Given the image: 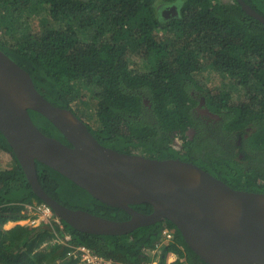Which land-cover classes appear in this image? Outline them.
I'll list each match as a JSON object with an SVG mask.
<instances>
[{
	"label": "trees",
	"instance_id": "1",
	"mask_svg": "<svg viewBox=\"0 0 264 264\" xmlns=\"http://www.w3.org/2000/svg\"><path fill=\"white\" fill-rule=\"evenodd\" d=\"M242 1L264 17V0ZM16 4L27 15L38 14V29L46 32L31 34L20 17L2 16ZM171 7L175 14L165 16ZM0 32L6 38L0 37V50L30 75L45 100L80 118L100 145L190 162L235 190L264 194V24L237 0H0ZM205 69L222 77L218 99L209 98L197 81ZM92 87L99 91L89 92ZM197 92L220 117L215 131L194 111ZM72 98L84 99L93 112L78 115ZM28 112L44 135L71 146L45 117ZM0 150L15 164L0 171V264H79L64 260L68 245L87 247L115 264H146L151 256L145 249L165 226L175 231V241L159 250L158 264H205L169 221L122 236L77 231L58 217L60 224L4 229L8 222L36 219L26 206L42 202L1 133ZM35 167L41 187L65 207L130 219L43 163L36 160ZM132 207L152 212L148 204ZM64 235L68 245L57 240ZM169 254L176 255L171 263Z\"/></svg>",
	"mask_w": 264,
	"mask_h": 264
},
{
	"label": "water",
	"instance_id": "2",
	"mask_svg": "<svg viewBox=\"0 0 264 264\" xmlns=\"http://www.w3.org/2000/svg\"><path fill=\"white\" fill-rule=\"evenodd\" d=\"M237 2L264 24L262 15ZM29 110L45 117L71 146L44 135ZM0 133L36 197L77 231L122 236L169 221L205 264H264V194L235 190L190 162L151 159L100 145L80 118L45 100L30 75L1 50ZM36 160L101 203L127 212L130 219L109 220L60 204L38 182ZM140 204L150 205L152 212L132 207Z\"/></svg>",
	"mask_w": 264,
	"mask_h": 264
},
{
	"label": "rangeland",
	"instance_id": "3",
	"mask_svg": "<svg viewBox=\"0 0 264 264\" xmlns=\"http://www.w3.org/2000/svg\"><path fill=\"white\" fill-rule=\"evenodd\" d=\"M170 9L173 11L174 8L171 7ZM5 14H6L7 17H11V18L12 17H20L21 18V20L19 21L20 25H22V28L26 27V30H28V32H30L31 34H35L36 32H39L40 34H43V33L46 32V29L44 27H40L38 29V21L39 20L36 19L38 14L27 15V13L23 11L22 7L18 6L17 4L15 5V8H10L9 10H6V12H3L2 16L5 15ZM164 15L168 16L169 14L167 12H165ZM28 16H30V17H28ZM29 18H31V20H32L31 23H30L31 20ZM35 27H36V29H35ZM22 28L20 27V29H22ZM20 33H21V30H18L17 34H20ZM0 37H3L1 32H0ZM4 39L6 40V38H4ZM127 63L129 64L130 68H134L133 67V59H128ZM221 80H222V77L218 73L208 72L206 69L203 70L199 74V76L197 78V81H198L199 85H201L203 87V89L208 94L209 98L214 99V100L219 98L221 90L223 89ZM225 82H227V80ZM98 91H99V88L92 87L91 91H89V92L97 93ZM73 92H74L73 88L70 87V89H67V94L68 95L71 96ZM85 92L86 91L84 90L81 93H85ZM91 93L90 94L88 93L89 96L91 95ZM232 94H233L232 97H236V95H234V91H232ZM196 96L197 97H201L200 93H198V92L196 93ZM83 100L84 99H81V98H75V99L72 98V101L70 103L71 108L78 115H82L85 112L86 113L87 112L88 113L93 112L91 107L90 106L88 107V104L84 103ZM214 108L215 107H213L212 105H209L207 107V109L209 111H211V112L214 111ZM9 161H10V164H8ZM11 164L13 165V169H14V166H15L14 160H13L12 156L10 155L9 158H5V159L0 161V170L9 171L8 169H10ZM27 213L30 216L33 215L35 217H38L33 212H29L28 211ZM30 221L29 220H24V221H20V222H18L16 224H19V225H30ZM37 225L38 224L34 225L33 227H35ZM5 227H8V224H6Z\"/></svg>",
	"mask_w": 264,
	"mask_h": 264
},
{
	"label": "built area",
	"instance_id": "4",
	"mask_svg": "<svg viewBox=\"0 0 264 264\" xmlns=\"http://www.w3.org/2000/svg\"><path fill=\"white\" fill-rule=\"evenodd\" d=\"M177 142V138L175 139ZM27 211L35 213L36 219L30 221L31 227L36 224L45 223L52 224L57 223L60 224V221L57 217L54 216L51 209L44 205H33L26 206ZM61 227V225H60ZM60 243L68 245V241L70 237L68 235H64L63 239H57ZM175 241V231L170 227H163L160 233L159 239L152 245V247L145 249V252L151 256V260L146 264H158L159 255L158 252L161 248L172 244ZM69 246V251L66 253L64 260H74L77 259L79 264H115L112 260L105 259L96 255L92 250L84 246ZM57 264H60L61 261H56Z\"/></svg>",
	"mask_w": 264,
	"mask_h": 264
},
{
	"label": "flooded vegetation",
	"instance_id": "5",
	"mask_svg": "<svg viewBox=\"0 0 264 264\" xmlns=\"http://www.w3.org/2000/svg\"><path fill=\"white\" fill-rule=\"evenodd\" d=\"M165 12H167L168 14H171L173 11L171 9L166 10ZM164 12V13H165ZM195 98L199 101L198 104L196 105V107L194 108V111L197 113V115L201 118V120L203 121V124L205 126V128L208 131H215L217 129V123L220 121V117L219 115L209 111L207 109L206 106H204V101L202 103L203 97H197L195 95ZM188 134H190V136L192 134H194V130H190V132H188ZM219 139H222L221 135L217 136Z\"/></svg>",
	"mask_w": 264,
	"mask_h": 264
},
{
	"label": "crops",
	"instance_id": "6",
	"mask_svg": "<svg viewBox=\"0 0 264 264\" xmlns=\"http://www.w3.org/2000/svg\"><path fill=\"white\" fill-rule=\"evenodd\" d=\"M9 157H10V154L5 153V152H3V151L0 150V161L3 160V159H5V158H9ZM8 164H10V161H9ZM8 170H9V171H12V170H13V165H12V164H11L10 169H8ZM0 171H3V170H0ZM3 172H5V171H3ZM7 224H8V227H5V226H4V229H6V230L11 229L13 226L16 225V223H14V222H8ZM175 259H176V255H174V254H169V255H168V258H167V263H171V262H173ZM48 264H57V263H56V261H55V262H49Z\"/></svg>",
	"mask_w": 264,
	"mask_h": 264
},
{
	"label": "clouds",
	"instance_id": "7",
	"mask_svg": "<svg viewBox=\"0 0 264 264\" xmlns=\"http://www.w3.org/2000/svg\"><path fill=\"white\" fill-rule=\"evenodd\" d=\"M41 204H44V203H41ZM34 205L36 206V205H40V204H34ZM44 205H45V204H44ZM46 206H47V205H46ZM51 211H52V210H51ZM52 213H53V212H52ZM53 214H54V213H53ZM54 216H55V215H54ZM56 217H57V216H56Z\"/></svg>",
	"mask_w": 264,
	"mask_h": 264
}]
</instances>
